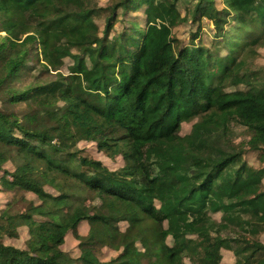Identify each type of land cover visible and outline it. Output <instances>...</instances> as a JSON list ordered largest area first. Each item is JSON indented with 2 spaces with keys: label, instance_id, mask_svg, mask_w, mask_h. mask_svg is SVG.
I'll return each instance as SVG.
<instances>
[{
  "label": "trees",
  "instance_id": "1",
  "mask_svg": "<svg viewBox=\"0 0 264 264\" xmlns=\"http://www.w3.org/2000/svg\"><path fill=\"white\" fill-rule=\"evenodd\" d=\"M83 1L84 11L77 0H0V161L11 167L0 185L14 193L0 206V264H219L221 232L235 224V264H260L264 244L244 234L264 232V70L250 67L264 46V0H185L183 15L180 0ZM203 8L212 35L184 43L172 28ZM139 9L143 29L132 18L126 35H109ZM237 125L246 140H233ZM80 141L123 165L83 154ZM93 195L97 207L86 204ZM4 220L27 228L24 246ZM85 221L79 252L63 249ZM98 239L117 255L101 261Z\"/></svg>",
  "mask_w": 264,
  "mask_h": 264
},
{
  "label": "rangeland",
  "instance_id": "2",
  "mask_svg": "<svg viewBox=\"0 0 264 264\" xmlns=\"http://www.w3.org/2000/svg\"><path fill=\"white\" fill-rule=\"evenodd\" d=\"M94 5H101L104 6L107 4L106 0H90ZM130 1V7L132 8H136L139 3L140 0H129ZM77 4L78 7L81 11H84L87 8L86 3H84L83 0H77ZM192 2L185 3V0H180L178 2V10L180 12L181 15H183L186 11H187V6L188 8L192 7ZM119 11L121 9H118ZM118 11V12H119ZM123 11V10H122ZM127 11V10H126ZM124 13V12H122ZM210 11L208 10V8H203V15L200 19H198V22L193 23L190 21V18L187 22L174 26L172 28V32L174 35H176L178 38L182 39L184 41V43L187 42H191V43H195L198 39H200L202 37V39L208 38L209 36L212 35L213 33V28H212V24L209 22L208 18L210 15ZM103 14V13H102ZM142 14V9L136 10V11H127L125 16L123 17V25H116L115 28L109 32V35L112 36L114 34H117L119 36H124L127 34L128 29L126 28L129 24L127 21H129L130 19L133 18V20H135L138 24V26L140 28H144V15L142 18L137 19V17H140ZM96 21L100 27V29L103 28L104 25V20L101 19H97ZM232 25H228L227 29H231ZM119 32L121 33V35L119 34ZM3 34V33H2ZM33 34L29 36V34L26 36L27 39L32 40L33 38ZM215 39L212 42L213 44L215 43ZM192 45V44H191ZM215 52L216 53H224V49L219 46V45H215ZM258 54L257 56L254 58V60H252L250 63V67L252 69H262L264 70V46H260L258 47ZM66 64H70L71 63V59L66 58L65 59ZM63 72H66V68L63 67L62 68ZM49 101L52 103H61L59 101H57V99L55 97L50 96L49 97ZM20 107V106H19ZM19 107H17V109H19ZM75 123L74 117L73 116H68V117H62L59 119L58 121V127L56 129V134L58 137H65L68 135L69 129L71 127H73ZM190 126L191 123H182V127L180 130V134L184 135L187 134L190 130ZM248 138L244 127L243 126H235L234 130H233V140L236 142H240L243 140H246ZM77 146L82 150L83 154L88 155L89 157L93 158V159H97L102 161L106 166H108L111 169H117L119 167H121L123 165V159L121 157V155H114L113 157H110L108 155H106L104 152L98 150V148L96 147L94 142H87V141H80ZM255 155H248V159L249 162L252 165H256L259 163V161L257 159H255ZM10 165H8L7 163H3L0 161V176L3 173V171L5 169H10ZM11 170V169H10ZM6 177L8 178V180L11 181V175L10 174H6ZM264 181V178L263 180ZM49 192L51 194L52 197H58L59 195H61V192L52 189L50 187H48ZM14 193L13 192H4L1 190V185H0V206H3V203H6L8 200L11 199V196H13ZM24 196L27 199H31L36 203H39V201L37 200L36 196L32 193H24ZM17 197V194H16ZM101 201L100 199L93 195L90 199L86 200V204L90 205L92 207H97L98 205H100ZM21 206V205H20ZM91 211H94L93 209H91ZM221 211H218L217 213H212L211 216L213 219H215L216 221L219 222L220 218H221ZM241 224V223H240ZM3 226L7 231H17V233L19 234V239L14 240V243H17L20 246H24V242L26 240V238L28 237L27 234V228L24 226H20V227H15L13 226V223L10 220H4L3 221ZM118 226L121 229H124L126 226L125 222H120L118 224ZM238 224L235 225H231L232 229H235L236 231H232V229H223L221 232V236L223 237V239H221L220 244V251H221V255H222V259L220 261L219 264H235V256L233 253V248L235 247L234 244L229 240L232 239L233 237L236 236L237 233V229H239ZM164 228L168 233V242H171L172 239L175 238L176 233L171 231L168 223L165 222L164 223ZM88 231V224L87 222H81L79 225H77L75 228L71 229L69 232L66 233L65 235V239H64V244L62 245V248L65 250L70 251L71 253H75V255L79 252V250L77 249V245L79 243V239L82 235H85ZM236 232V233H235ZM242 230H240V233L243 234ZM244 235H247L248 238H253L256 240H259L260 242H262L264 244V232H262V230L259 231V233H257L255 236H252L251 233H245ZM6 242H12V240H5ZM138 246L140 245V243L138 242L137 244ZM91 249L93 251H95V253L97 254V257L101 260V261H106L111 259L112 257L117 255V252L110 249L109 247H107V245L103 244L102 240H97L93 246L91 247ZM256 259L260 264H264V249L258 250L256 252Z\"/></svg>",
  "mask_w": 264,
  "mask_h": 264
}]
</instances>
